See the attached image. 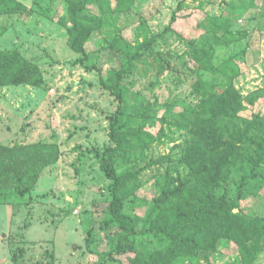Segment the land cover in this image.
Returning <instances> with one entry per match:
<instances>
[{"label":"trees","instance_id":"trees-1","mask_svg":"<svg viewBox=\"0 0 264 264\" xmlns=\"http://www.w3.org/2000/svg\"><path fill=\"white\" fill-rule=\"evenodd\" d=\"M65 1L68 20L60 23L71 50L81 55L76 62L100 72L101 86L117 103L108 128L110 144L96 149L111 197L100 224L111 250L99 264H215V257H222L231 244L237 246L238 256L228 264H263L264 112L250 117L244 113L264 99V91L244 95L235 85L243 75L247 49L223 62L216 58L218 48L245 40V31L234 30L244 11L232 12L235 21L230 9L224 17L206 14L198 24L201 35L185 38L174 29L179 14L189 8L182 0L161 33L137 38L134 46L123 41V65L107 80L99 59L89 63L87 45L108 25L106 14L129 12L135 0ZM191 1L204 9L202 0ZM33 15L19 0H0V39L11 19ZM169 35L186 48L183 54L155 50ZM149 53H155L154 63ZM151 75L152 90L170 76L180 83L192 80L195 105L148 102L136 115H127L130 90ZM44 82L42 69L19 50H0V98L2 87L41 88ZM155 144L172 145L171 151L149 161L147 152ZM60 155L56 142L0 143V187L12 186L21 196L31 193ZM147 173H152L148 181ZM149 182L155 195L141 198ZM250 199L255 200L253 211L246 204ZM95 244L90 229L87 246Z\"/></svg>","mask_w":264,"mask_h":264},{"label":"rangeland","instance_id":"rangeland-1","mask_svg":"<svg viewBox=\"0 0 264 264\" xmlns=\"http://www.w3.org/2000/svg\"><path fill=\"white\" fill-rule=\"evenodd\" d=\"M19 1L34 15L10 20V29L0 39V50H19L42 69L45 82L41 88L2 87L0 143L12 146L56 142L61 155L57 164L45 170L31 193L21 196L12 186L0 187V264H99L111 250L108 234L100 226L111 197L110 182L100 170L96 149L110 144L108 128L117 103L101 86L100 72L86 70L76 62L81 55L71 50L68 32L60 23L61 19L68 20L66 1ZM181 1L135 0L129 12L106 14L108 25L87 45L89 63L93 65L99 59L108 80L123 65V41L134 46L137 38L161 33L170 25ZM202 2L204 9L187 0L189 8L179 14L174 24L176 33L185 38L198 37L202 33L198 24L206 14L224 17L230 9V19L235 21L232 12L243 10L234 30L245 31V40L218 48L216 58L223 62L247 49L243 75L235 80V85L244 95L264 91V0ZM92 9L97 11L95 6ZM155 50L180 55L186 48L174 35H169ZM148 57L154 63L155 53ZM151 78L152 75L142 79L130 90L127 115H136L148 102L195 105L192 80L183 79L182 85L170 76L162 80L160 88L152 90ZM258 111L264 112V99L244 116ZM171 147L155 144L147 152L148 160L167 155ZM151 176L147 173L144 179L148 181ZM154 192L153 183L149 182L140 197L150 199ZM246 204L250 211L254 210V199ZM90 229L96 235L92 249L87 246ZM223 251L222 257H215V264H228L238 256V248L233 244ZM15 256L19 257L17 262L13 260Z\"/></svg>","mask_w":264,"mask_h":264}]
</instances>
